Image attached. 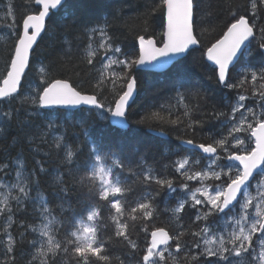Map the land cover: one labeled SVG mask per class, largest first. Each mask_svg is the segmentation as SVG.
<instances>
[{"label":"snow or ice","instance_id":"snow-or-ice-1","mask_svg":"<svg viewBox=\"0 0 264 264\" xmlns=\"http://www.w3.org/2000/svg\"><path fill=\"white\" fill-rule=\"evenodd\" d=\"M0 11V31L6 33L0 36L6 39L0 48V125L19 115L11 109L12 101L19 99L32 109L21 122V138L29 145L37 139L36 132L47 143L45 136L63 129L54 142L57 149L66 148L61 162L69 179L55 177L60 185L57 197L63 200L61 194L85 189L87 195L80 211L72 210L67 217L64 235L58 238L54 226L60 222L38 194L36 210L42 221L31 228L38 237L28 240L21 232L18 241L8 231L13 214L25 210V202L33 200L31 186L38 184L39 174L47 172L42 160L35 161L39 172L28 173L21 164L14 182L0 181V218L6 217L0 264H16V249L25 243L32 250L26 264H131L132 260L135 264H264V26L257 23L264 18V0L229 5L219 27L215 24L219 13L206 10L203 0H151L131 52L117 46L107 17L101 26V21L88 20L80 9L69 8L68 0H27L19 18L11 0L0 5ZM119 11L115 8L113 16ZM205 34L211 35L206 42ZM45 37L51 56L37 64V48ZM80 37L87 38V47L77 43L73 48ZM173 60L176 72L169 76L166 70ZM97 63L101 64L98 78L85 79ZM238 66L243 70L230 82ZM161 69L165 70L164 87L157 91L168 92V99L176 104L161 103L150 114L131 113L138 76ZM203 78L220 89L247 86L251 106L249 95L238 92L235 102L227 104L229 111L213 105L205 119L210 93L203 87ZM190 98L197 103L186 104ZM180 107L182 116L173 112ZM85 112L87 116L82 115ZM195 112L201 116L192 115ZM130 115L137 116L138 126L160 128L161 136L166 135L164 128L177 131L176 139L188 146L163 153L175 157L163 165L167 175L146 166L151 145L137 142L126 154L87 139L89 120L98 117L127 130ZM36 117L43 118L46 129L36 126L33 132ZM209 120L216 121L219 129L201 135ZM69 126L79 127L85 137L79 140L78 134L75 152L65 144ZM80 145L89 161L85 166L75 160ZM8 167L0 163V172ZM125 173L136 180L130 182ZM173 193L178 194L175 206L166 210L174 223L159 226L155 224L157 199ZM133 194L137 198L130 200ZM189 210L195 230L179 223ZM111 245H119L123 255H110Z\"/></svg>","mask_w":264,"mask_h":264},{"label":"trees","instance_id":"trees-1","mask_svg":"<svg viewBox=\"0 0 264 264\" xmlns=\"http://www.w3.org/2000/svg\"><path fill=\"white\" fill-rule=\"evenodd\" d=\"M7 2V0H0V5ZM15 5V13L17 18H19L25 11V5L27 0H11ZM247 0H203V6L206 10L210 12L219 13V19L215 21L217 27H219L224 19L226 18V9L229 5L239 6L246 3ZM151 0H68L69 8H77L83 13V15L90 21H101V26H104V18L107 17V27L110 35L117 42V46H121L125 52H131L132 47L136 44L134 40V34L139 33L143 28V14L146 11V5H149ZM119 8L120 11L117 12L116 16H113V10ZM3 15V12L0 11V16ZM3 21H0L2 24ZM259 26H264V18H261L258 22ZM0 36H6L4 31H0ZM98 39V38H97ZM211 39L210 34H205L202 37V40L205 42ZM6 43V39H0V48H2ZM79 44L81 48H86L88 40L86 37H80L76 42L73 43L72 47L75 48L76 44ZM253 46H255L253 44ZM69 46L65 45V50ZM37 55L40 60H44L45 63L47 59L51 56V51L48 47L47 37L43 40H40V46L37 48ZM78 55H83V52L78 53ZM196 55H199L197 52ZM243 59H248L245 56ZM3 64V59L0 58V66ZM101 64L97 63L95 69L92 71L91 77H85V79L92 78L93 82L95 78H98L97 71L100 69ZM87 68H84V71H87ZM243 70V66H238L232 70L233 81L237 78V73ZM176 72L175 63L172 67L166 71L167 75H174ZM165 73V72H164ZM165 75L142 72L138 76V90L135 102L132 104L130 112L135 114H150L152 111L158 110V106L161 103H171L176 104V100H169V93L166 91L158 92L157 89L164 87ZM203 87L206 91L210 93L207 104L204 105V118L208 119V113L211 112L213 105L219 110L229 111L227 104L229 101L235 102L237 99L238 92L241 94L249 95L245 89H220L217 85L213 84L206 78L202 79ZM27 86V85H25ZM196 104L195 99L186 100L185 103ZM199 103H204L199 101ZM252 100L249 98V106H251ZM9 105H4V110H7ZM11 109L14 113H19L18 116L14 115L11 123H5L0 125V128H3V132H0V163H7L9 167L0 172V179L10 178L12 179L16 171L21 168V164L24 166V170L28 173L39 172L38 167L35 164L36 160L45 161V167L47 169L46 173H41L38 176V184H33L30 188V196L33 200L26 201L24 205V211H15L13 214V221L11 228L8 231L19 241V234L25 232L26 239L30 240L38 237V233H33L31 231L32 227H38L41 224L42 217L39 212L36 210L38 205L35 203V198L38 194L42 195L47 202V206L51 211L52 217H55L58 223L54 227L58 229V238H62L66 230V219L71 216L72 210L80 211L82 205L81 201L87 199L86 189L84 191L74 190L68 194H61L64 196V199L57 197V189L60 187L55 181L56 176H60L62 180H68L67 168L65 164L61 161L66 155V148L62 147L57 149L54 142V137L61 135L64 132L63 129H60L54 133H49L44 139L47 140V143H43L40 139V132H36V126H40L41 130L46 129V125L43 123V118L36 117L33 118L32 130L36 132L37 139L29 145V142L26 139H22L21 133V122L24 121L27 117V112L31 111V105L22 104L19 99L13 100L11 103ZM184 109L180 107L179 109L174 108L173 112L182 116ZM82 115L87 116V113ZM197 117L201 116V113L195 112L192 113ZM136 115H130V127L126 130H120L114 128L110 125L109 121H100L97 117L95 120H89L90 128L88 129L89 136L87 139L95 141L98 144L105 145L110 147L113 151L117 149L124 150L127 154V151L133 147L137 142L142 145H151V150L147 153L145 164L146 166H152L157 169L158 172L162 175H167L163 169V165L168 163L170 159H175V157H166L163 155L167 150H184V148L179 141L176 139L178 134L177 131L169 130L164 128L166 132V138L157 136V133H160V128L152 129L147 124L144 126H138L136 124ZM60 123H63V118H60ZM220 125L214 121L209 120L205 127L201 131V135L207 136L217 132ZM81 133L79 127L73 128L69 126L67 128L65 135V144L67 147L72 148L75 152L78 145V134ZM17 138V143H13V138ZM85 137L80 134L79 140H83ZM81 150L75 154V160L81 165L85 166L89 163L86 157V150H83V146L80 145ZM107 150V148L105 149ZM48 152L49 155L45 156L44 153ZM130 159L135 162L136 157L131 156ZM74 167V166H73ZM125 176L129 181L136 180L135 175L131 173H125ZM79 177H77L78 179ZM155 186L153 185V188ZM139 189H143V185L139 186ZM178 194H164L157 199L158 205V217L155 220V224L159 226L169 227L173 225V218L169 209L175 206V201ZM135 194L129 197L130 200L136 199ZM63 205V208H61ZM13 208H16L15 202L12 203ZM194 214L191 210L189 213L184 215L183 220L179 223L182 225H187L189 228L195 230V226L192 225L191 221L194 220ZM201 226H203L201 224ZM143 233H141V237ZM0 238L6 239L3 236V225H0ZM191 239V237H189ZM143 243V240H141ZM110 255L112 256H122L124 250L119 245L110 246ZM31 248L25 243L22 246H18L16 249V264H26L29 259V253ZM131 264H135V261L132 260ZM171 264V262H170Z\"/></svg>","mask_w":264,"mask_h":264},{"label":"water","instance_id":"water-1","mask_svg":"<svg viewBox=\"0 0 264 264\" xmlns=\"http://www.w3.org/2000/svg\"><path fill=\"white\" fill-rule=\"evenodd\" d=\"M175 63V60H173V62H171L168 66H167V70L166 71H168L171 67H172V64H174ZM165 72V70L164 69H161V70H154V71H152L151 73H155V74H160V73H164ZM137 95V94H136ZM110 122V121H109ZM110 124H111V126L112 127H115V128H117V129H120V130H125V129H123V128H119V127H117V126H115V125H113L111 122H110ZM157 136H159V137H163V138H166V136H161L160 134H156ZM185 148H187L188 146L187 145H183Z\"/></svg>","mask_w":264,"mask_h":264},{"label":"rangeland","instance_id":"rangeland-1","mask_svg":"<svg viewBox=\"0 0 264 264\" xmlns=\"http://www.w3.org/2000/svg\"><path fill=\"white\" fill-rule=\"evenodd\" d=\"M13 178L10 179V178H2L0 179V181H3V182H14L15 179H16V174L14 176H12ZM213 224L214 223H218V222H214V221H211ZM6 223V217L4 218H0V225H3V228H4V225Z\"/></svg>","mask_w":264,"mask_h":264},{"label":"bare ground","instance_id":"bare-ground-1","mask_svg":"<svg viewBox=\"0 0 264 264\" xmlns=\"http://www.w3.org/2000/svg\"><path fill=\"white\" fill-rule=\"evenodd\" d=\"M173 65V64H172Z\"/></svg>","mask_w":264,"mask_h":264}]
</instances>
